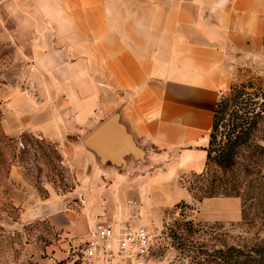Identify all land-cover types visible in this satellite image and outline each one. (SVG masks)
<instances>
[{"label":"crops","instance_id":"0c3cea01","mask_svg":"<svg viewBox=\"0 0 264 264\" xmlns=\"http://www.w3.org/2000/svg\"><path fill=\"white\" fill-rule=\"evenodd\" d=\"M2 35L44 93L39 106L24 96L28 118L11 129L43 132L80 176L95 171L97 187L110 182L100 199L89 192L78 219L65 210L51 215L61 229L86 235L98 217L123 223L129 212L182 202L196 205L198 222L241 220L239 198L197 202L185 179L204 172L216 105L239 68L264 49V0H0ZM114 113L146 152V163H135L129 176L98 167L83 143ZM10 178L23 184L11 199L24 209V222L57 202L51 193L38 203L19 168Z\"/></svg>","mask_w":264,"mask_h":264},{"label":"rangeland","instance_id":"374dc122","mask_svg":"<svg viewBox=\"0 0 264 264\" xmlns=\"http://www.w3.org/2000/svg\"><path fill=\"white\" fill-rule=\"evenodd\" d=\"M26 63L27 59L16 51L8 38L0 36L1 126L4 134L13 139L12 142L0 144V264H76L79 250L87 234L65 232L60 228L61 221L54 222L51 215L65 210L78 219L89 192L95 194L94 200L98 199V194L104 192L103 189L110 182L105 179L106 181L102 183L100 180L98 181L100 186L97 187L91 179V176L99 175L95 171L86 170L84 176H80V172L73 165L72 159L66 156L62 146L54 142L41 141L44 137L43 132L11 129L15 124L26 122L28 118L22 112L24 108L29 107L24 101L25 95L30 97V107L44 104L41 85L32 77L33 69L26 67ZM237 78L234 86H251L250 92L259 93L256 100L264 102V49L258 51L239 68ZM19 96L22 101L16 105L14 101ZM222 131L223 129H220L217 142L213 146H210L209 137L208 149L214 151L217 149L224 138ZM23 133L30 134L41 142L36 143L31 139L29 143L25 141L27 145L25 149L21 140ZM75 138L72 134L68 136V140ZM250 144L249 147L240 150L239 162L242 164L238 167L240 170L249 163L252 165L256 161L264 162V153L257 147V145L264 147V122L255 132ZM260 151L263 153L262 157L259 156ZM215 153L212 155L215 156ZM250 158L253 162H250ZM135 163L140 164L131 160V167L123 174L132 175ZM14 168H19L23 176L24 189L31 191L38 203L41 201L45 203L50 199L51 193L57 199L51 211L35 221L24 222L22 220L24 209L12 202L14 190L22 188L23 185L13 182L10 178ZM210 171L202 180L205 184L222 175L221 170L214 164H211ZM200 180L195 174L185 179L187 186L193 189L194 197L200 196V192L195 189L199 186ZM238 200L242 216V200L240 198ZM195 210L196 205L193 204L144 215L133 211L125 214L120 220L138 222L150 230L155 251L150 264H206L204 259H213L208 254L215 255L225 247L231 245L243 247L256 242L264 244V230L255 209L250 211L251 218L256 221L254 225L243 223L242 218L235 223L198 222L193 218ZM190 227L193 231H190Z\"/></svg>","mask_w":264,"mask_h":264},{"label":"trees","instance_id":"16d2710c","mask_svg":"<svg viewBox=\"0 0 264 264\" xmlns=\"http://www.w3.org/2000/svg\"><path fill=\"white\" fill-rule=\"evenodd\" d=\"M251 88L247 85H233L219 99L214 112L210 146L216 144L220 129H223L221 134L224 138L215 151L208 149L206 170L201 174H195L201 180L199 186L195 188L200 192V196L194 198L197 202L217 197L240 198L242 200L243 223L255 224V219H252L250 215L251 209H255L264 230V162H253L250 158V162H253L252 165L249 163L243 170L238 168L239 165H242L239 162L240 150L251 145L250 142L255 132L264 122V102L256 100L259 93L250 92ZM30 139L36 143L51 142L45 137L40 141L30 134L23 133L21 140L25 149L27 148L25 141L29 143ZM7 141L12 142L13 139L4 134L0 109V144L3 145ZM257 147L264 153L262 145H257ZM213 152H216L215 156L212 155ZM262 152L260 151V157L263 156ZM211 164L219 168L222 175L205 184L202 180L211 172ZM188 189L193 194V189L191 187ZM180 205L193 206L182 202L175 207ZM190 231H193L192 227H190ZM208 256H212L213 259H204L206 264H264V244L256 242L243 247L231 245L219 250L215 255L208 254Z\"/></svg>","mask_w":264,"mask_h":264},{"label":"built area","instance_id":"2783aa9c","mask_svg":"<svg viewBox=\"0 0 264 264\" xmlns=\"http://www.w3.org/2000/svg\"><path fill=\"white\" fill-rule=\"evenodd\" d=\"M153 236L138 222L98 217L89 227L76 264H150Z\"/></svg>","mask_w":264,"mask_h":264},{"label":"water","instance_id":"95a60500","mask_svg":"<svg viewBox=\"0 0 264 264\" xmlns=\"http://www.w3.org/2000/svg\"><path fill=\"white\" fill-rule=\"evenodd\" d=\"M84 147L95 155L98 167L114 168L118 175L128 169L131 160L145 164L146 152L137 143L120 114L114 113L83 140Z\"/></svg>","mask_w":264,"mask_h":264}]
</instances>
